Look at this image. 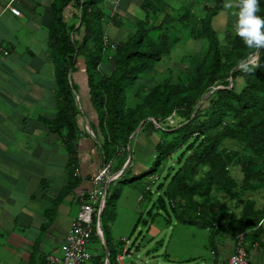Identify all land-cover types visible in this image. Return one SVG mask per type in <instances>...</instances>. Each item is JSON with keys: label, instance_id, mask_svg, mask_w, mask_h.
<instances>
[{"label": "trees", "instance_id": "1", "mask_svg": "<svg viewBox=\"0 0 264 264\" xmlns=\"http://www.w3.org/2000/svg\"><path fill=\"white\" fill-rule=\"evenodd\" d=\"M71 1L76 5L79 24L61 18V10ZM104 1L60 0L48 23V50L55 64L58 99L52 128L63 131L68 152L73 153L78 115L69 75L81 57L105 162L116 157L122 163L126 161L125 169L109 183L101 214L109 264H115L116 259L110 222L120 197L119 188H110L129 169L131 156L127 155L131 153L132 138L140 131L146 135L155 132L154 125L162 128L163 137L156 135L152 155L155 166L145 174H152L161 160L172 154L176 155L175 166L157 184L155 202L145 212L146 217H137L127 239L133 237L139 225L145 227V233L150 231L147 227L156 216H162L164 225H169L172 215L176 222L234 238L236 248L238 235L244 233L245 240L249 234H258L264 218V205L256 208L253 199L244 197L264 189V47L248 48L236 35V0L231 9L224 7L225 0H142L144 19L126 22L130 24L128 32L119 41L105 34ZM259 7L257 14L264 17V0H259ZM116 15L112 11L110 17ZM166 57L183 67L167 68L159 79L144 78L153 62ZM242 60L248 63L250 72L241 68ZM168 118L180 120L169 124ZM235 170H239L240 178L232 175ZM157 179L154 177L150 183L155 184ZM94 208L90 241L99 244L100 252L95 251L97 257L90 264H103L105 249L96 231L97 203ZM136 236L131 246L141 251L145 237L135 244ZM149 241L151 238L145 242ZM159 244L162 239L146 255L156 252Z\"/></svg>", "mask_w": 264, "mask_h": 264}, {"label": "crops", "instance_id": "2", "mask_svg": "<svg viewBox=\"0 0 264 264\" xmlns=\"http://www.w3.org/2000/svg\"><path fill=\"white\" fill-rule=\"evenodd\" d=\"M113 1L119 3L116 10ZM141 1H104L105 34L116 41L123 39L130 26L125 23L145 17ZM59 4L60 0H0V44L8 53H0V264H48L50 255L60 258L64 239L77 223L79 195L92 189V177L104 164L110 166L111 176L126 167V161L105 162L98 117L89 97L86 66L81 57L69 75L78 105L73 153L68 152L63 131L52 128L58 99L55 64L48 50V23L54 16L53 7L58 8ZM112 11L117 13L114 19L110 17ZM76 15L73 1L61 10V18L69 24H79ZM140 132L131 140L128 158H132V151L150 157L154 154L156 134ZM146 168V162H139L132 176L144 173ZM149 187L146 191L151 190ZM86 198L87 203L96 205ZM134 215L140 216V212L133 214L131 221ZM113 220L110 236L115 245ZM260 224L262 231L249 234L245 240L244 233H240L249 264H264V218ZM170 227L165 224L163 229ZM208 231L211 238L213 232ZM118 242L122 244L115 248V264L119 263V256L121 264H128L125 256L133 249L132 239L121 236ZM210 245L209 253L200 258L202 264H227L235 239L220 235ZM92 251L100 252L98 243ZM133 253L137 259L141 251L133 249ZM144 256L156 257L152 252Z\"/></svg>", "mask_w": 264, "mask_h": 264}, {"label": "rangeland", "instance_id": "3", "mask_svg": "<svg viewBox=\"0 0 264 264\" xmlns=\"http://www.w3.org/2000/svg\"><path fill=\"white\" fill-rule=\"evenodd\" d=\"M166 1H168L169 3H177L175 0ZM112 4L116 9L117 2L113 1ZM133 8H135V6H133ZM189 42H191V40L187 41L186 43ZM185 44L179 45V48L184 46ZM177 52L178 51H175L171 55H174ZM174 66L183 67L179 62H175V60L173 61L172 59H168V57L163 58V60H161L160 62H153L151 68L148 69L144 74V78H154V80L159 79L160 77L164 76L162 72H164L165 69ZM179 120L172 119L171 123L169 124H173V122L177 123ZM155 126L156 125H154L156 131H153V133H155L158 137H163V133L161 132L162 128L157 129V127ZM147 129L148 128L143 131H147ZM232 148L237 147L232 146ZM131 149H133L132 146ZM174 157H176V155L172 154L170 157L162 159L161 164L159 166H156V169L152 174H145L147 172L145 171L144 173H137L136 176H132L139 162H146V170H150L155 166V158L153 156L150 157L148 155L141 154L140 152H134L128 171L120 178L119 181L116 180L114 183H112L110 191L115 188L120 189V197L116 201L115 205V221L113 220L114 223L112 224L114 228L111 231L116 246L115 248L121 247V244L118 242L121 236L128 237L130 235L131 228L134 225L133 223L139 215H134V217H132V221L130 220L131 216L140 212V215L146 217L145 212L150 209L151 205L157 198V195L155 194L157 184L162 182L163 176L172 171V169L169 168L175 166L176 158ZM119 161H121V159L114 158L112 160L109 159L108 162H114L115 164H117V162ZM232 175H235L236 178H240L239 170L233 171ZM152 177L158 178L155 184L150 183ZM132 178H134L132 181L123 183V180H129ZM148 186H150L151 192H146V188ZM139 197L141 198L140 201L138 200ZM244 197L253 199L256 203V207H261L264 204V189L259 190L255 193H247ZM233 204L234 202H232V204L229 203V205ZM164 223L165 221L162 216H156L153 222L149 223L151 225H148L147 229L150 227V231L147 230V233H145V227L143 228L142 225H139L131 239L133 241L137 232L140 230L141 233L139 234V237L136 236L138 239L135 244L141 243V238L145 237L140 247L141 253L138 254L137 259H135V253H133L132 249L131 253L125 256V261H128V263L130 264H142L141 262H144L146 260H149L150 264H202L200 258L209 253V250H211L210 244L213 243L214 240H216L218 236L221 235V232L215 231L212 234L213 236L210 238V232L208 231V229L200 228L198 225L191 223L184 224L181 222H176L172 215L170 222L171 227L168 229H163V227H165V225H163ZM161 229H163L162 233H160ZM148 238H151V241L145 242L148 240ZM160 239H162V244L156 246L158 247V250L156 252H152V254L156 257L147 259V257L144 256L146 254V251H148L150 248H153L154 244ZM144 244L145 247H143ZM96 246V242L90 241L87 246V250L91 251Z\"/></svg>", "mask_w": 264, "mask_h": 264}, {"label": "built area", "instance_id": "4", "mask_svg": "<svg viewBox=\"0 0 264 264\" xmlns=\"http://www.w3.org/2000/svg\"><path fill=\"white\" fill-rule=\"evenodd\" d=\"M0 53L7 55L0 44ZM171 123L172 119L168 118ZM110 166L103 165L91 179L92 189L87 193L79 195L81 204L77 214V223L73 225L67 233L64 243L61 247L62 256L59 258L56 255L48 257V264H90V261L97 257L95 251L87 250L90 239L93 235L92 216L95 212L93 205L86 202L88 197L89 201L98 204V208L103 204L105 190H108L109 183L120 175L119 171L114 176L110 175ZM154 177H152L153 179ZM87 195V196H86ZM98 210L96 211L97 216ZM239 239L235 252L229 257L227 264H249L247 253L242 247V234L238 235ZM118 264L122 262V256L118 257Z\"/></svg>", "mask_w": 264, "mask_h": 264}, {"label": "clouds", "instance_id": "5", "mask_svg": "<svg viewBox=\"0 0 264 264\" xmlns=\"http://www.w3.org/2000/svg\"><path fill=\"white\" fill-rule=\"evenodd\" d=\"M116 2L118 7V1ZM236 6L239 9L238 13H235L238 17L235 28L236 35L244 41L248 48L264 47V17L257 14L260 10L259 0H236ZM224 7L231 9L233 0H225ZM240 66L244 71L252 70L243 60L240 62Z\"/></svg>", "mask_w": 264, "mask_h": 264}, {"label": "water", "instance_id": "6", "mask_svg": "<svg viewBox=\"0 0 264 264\" xmlns=\"http://www.w3.org/2000/svg\"><path fill=\"white\" fill-rule=\"evenodd\" d=\"M230 85H232L231 81H230ZM216 89H217V87L214 88V89H212V90H210L208 93H206L204 95V97L202 98L201 102L204 101L207 98V96H209ZM199 105H198V107H199ZM149 120H152V119L150 118ZM141 124H140V126H141ZM140 126L137 128V130L134 131V133L132 135H134L138 131V129L140 128ZM106 194H107V189L105 190L104 198H106ZM104 206H105V199L103 200V204L98 208L97 220H96V231H97V234L99 236V239L101 240V243H102V245H103V247L105 249V264H109V261H108L109 251H108L107 244H106L105 239H104V236H103L102 226H101V214L103 212Z\"/></svg>", "mask_w": 264, "mask_h": 264}]
</instances>
